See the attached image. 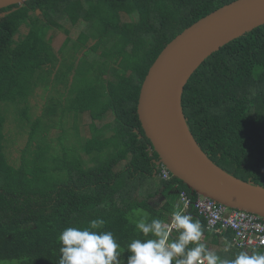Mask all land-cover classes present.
I'll return each mask as SVG.
<instances>
[{
  "label": "trees",
  "instance_id": "16d2710c",
  "mask_svg": "<svg viewBox=\"0 0 264 264\" xmlns=\"http://www.w3.org/2000/svg\"><path fill=\"white\" fill-rule=\"evenodd\" d=\"M234 1L20 0L0 7V264H59L60 233L97 218L129 256L128 244L146 238L134 221L147 215L170 224L174 210L200 221V243L221 259L264 253L234 247L231 231H207L193 206L183 208L180 192L199 196L172 176L161 179L136 113L161 50ZM56 33L65 35L58 49ZM181 106L208 159L264 188V25L205 59ZM178 237L173 228L170 239Z\"/></svg>",
  "mask_w": 264,
  "mask_h": 264
},
{
  "label": "water",
  "instance_id": "95a60500",
  "mask_svg": "<svg viewBox=\"0 0 264 264\" xmlns=\"http://www.w3.org/2000/svg\"><path fill=\"white\" fill-rule=\"evenodd\" d=\"M264 25V0H236L175 36L159 53L141 84L136 113L145 137L172 177L195 194L264 218V188L215 165L198 147L183 115L181 97L205 59Z\"/></svg>",
  "mask_w": 264,
  "mask_h": 264
},
{
  "label": "clouds",
  "instance_id": "9594fccd",
  "mask_svg": "<svg viewBox=\"0 0 264 264\" xmlns=\"http://www.w3.org/2000/svg\"><path fill=\"white\" fill-rule=\"evenodd\" d=\"M105 221L93 219L89 227H68L58 240L61 244L59 264H121V245L111 231H100ZM136 229L145 239H134L127 246L130 255L126 264H264V253L240 252L235 259H221L204 243L199 220L180 210L171 214V223L145 215L134 221ZM179 232L170 239L172 229ZM151 237V238H148ZM194 247H188L189 245Z\"/></svg>",
  "mask_w": 264,
  "mask_h": 264
},
{
  "label": "built area",
  "instance_id": "2783aa9c",
  "mask_svg": "<svg viewBox=\"0 0 264 264\" xmlns=\"http://www.w3.org/2000/svg\"><path fill=\"white\" fill-rule=\"evenodd\" d=\"M170 177V172L161 165V179L168 180ZM179 197L184 209L193 206L197 214L205 220L207 231H231L232 245L245 251L264 249L263 217L228 208L202 196L192 201L185 192H180Z\"/></svg>",
  "mask_w": 264,
  "mask_h": 264
},
{
  "label": "rangeland",
  "instance_id": "374dc122",
  "mask_svg": "<svg viewBox=\"0 0 264 264\" xmlns=\"http://www.w3.org/2000/svg\"><path fill=\"white\" fill-rule=\"evenodd\" d=\"M14 1H20V0H0V7L6 5L8 3L14 2ZM71 37L72 38H75L76 37V34L72 32ZM64 38H65V35L64 34L56 33L55 36H54V38H53V40H52V46L55 49H58L61 46ZM13 127H14V125H13ZM85 129H83V131ZM158 201H160V199H158ZM224 249H225V247H219V248H217V250L219 252L221 250H224ZM118 251H120V250L118 249ZM120 252L122 253V256H121V264H126V261H127L128 256L124 252H122V251H120Z\"/></svg>",
  "mask_w": 264,
  "mask_h": 264
}]
</instances>
